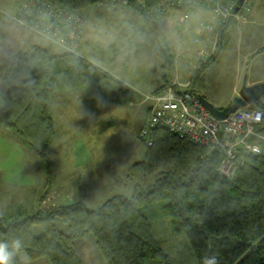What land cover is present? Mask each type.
<instances>
[{
	"label": "trees",
	"instance_id": "obj_1",
	"mask_svg": "<svg viewBox=\"0 0 264 264\" xmlns=\"http://www.w3.org/2000/svg\"><path fill=\"white\" fill-rule=\"evenodd\" d=\"M49 1L84 17L91 7L102 10L97 6L106 0ZM143 1L149 8L158 0ZM129 4L127 8L102 11L110 20L118 11L139 17L142 9L133 1ZM231 21L232 18L218 27L212 54L197 62L182 91L205 98L207 72L229 43ZM82 48L83 42L78 55L62 51L51 55L49 49L36 45L22 56L12 57L0 73V127L14 131L20 143L39 157L44 171L40 203L46 200L57 179L56 164L47 152L55 137L51 94L83 88L91 104L103 108L132 100L136 93L107 68L82 54ZM98 49L102 59L106 58V50ZM154 53L163 68L173 67V49L166 42L157 44ZM87 54L94 55L93 48ZM170 86L180 89L172 79L162 76L161 84L150 93ZM234 102L239 107L244 105L241 99ZM148 118L149 109L137 136L144 148L143 158L128 167L125 180L115 179L118 186L125 181L133 183L130 198L117 194L94 210L82 202H73L39 208L24 216L19 209L11 208L9 213H0V241L20 238L22 252L30 260L46 258L50 264H82L74 243L92 235L106 264H147V260L182 264L160 248L152 236L149 219L141 212L159 204L161 218L171 235L186 237L198 264H205L208 257H215L217 264H264V140L253 141L259 153L241 150L235 173L226 177L218 171L223 159L219 149L209 151L163 128L148 131V145L140 136ZM57 218L68 224L69 234L56 226ZM35 226L41 228L39 235L33 234ZM12 264H23L19 254L13 257Z\"/></svg>",
	"mask_w": 264,
	"mask_h": 264
},
{
	"label": "rangeland",
	"instance_id": "obj_2",
	"mask_svg": "<svg viewBox=\"0 0 264 264\" xmlns=\"http://www.w3.org/2000/svg\"><path fill=\"white\" fill-rule=\"evenodd\" d=\"M20 1L0 0V49L10 53L7 58L0 59L1 74L12 57L22 56L33 46L49 49L51 55L60 52L56 47L44 46L31 40L22 44L14 41L12 47L8 46L9 36L3 23L6 12L13 13L15 8L17 11ZM95 7L83 13L86 21H110L102 10H96ZM152 31L155 32L156 28ZM189 32L182 33L179 45L166 42L173 49L172 68L162 67L161 59L154 53L157 44L138 49L137 55L143 56L142 61L136 66H127L119 75L107 68L136 92L133 101L127 100L96 109L83 88L51 94V112L55 127L65 112L78 116L77 120H86L88 114L93 119L86 125H75L74 140L64 146H57L62 134L55 129V137L47 150L57 169L56 183L46 197L49 201L40 203V197L44 194V171L39 157L20 143L14 131L0 127V210L9 213L11 208L22 207L24 213L21 215L24 216L32 214L40 207L50 208L52 203L66 205L73 202H82L94 210L114 195L123 194L130 198L133 183L125 181V184L118 186L115 179L125 180L128 167L143 158L144 148L137 136L140 127L146 122L150 105V102L144 100V96L161 84L162 76L167 80L176 78L181 82L190 79L199 60L196 50L204 46L200 41L194 44L195 37H199V34ZM229 36V43L207 72L203 92L205 98L219 108L227 107L236 98L240 99L239 91L243 82L247 86L264 82V51L252 57L264 47V0L253 1L245 20L232 18ZM99 47L85 34L82 54L104 61L106 58L102 59L98 54ZM90 48H93L94 55L87 54ZM59 96L66 100L61 102ZM261 133L264 135V124ZM260 140H264V136ZM141 212L150 221L152 236L170 259L182 264H198L186 237L171 235L167 224L161 218L159 204L143 208ZM55 224L62 232L69 234L70 229L66 222L57 218ZM32 231L34 235H39L41 228L35 226ZM74 249L82 264H106L92 235L76 240ZM19 259L23 264H50L46 258L30 260L24 252L19 253ZM163 261L147 260L146 263L162 264Z\"/></svg>",
	"mask_w": 264,
	"mask_h": 264
},
{
	"label": "built area",
	"instance_id": "obj_3",
	"mask_svg": "<svg viewBox=\"0 0 264 264\" xmlns=\"http://www.w3.org/2000/svg\"><path fill=\"white\" fill-rule=\"evenodd\" d=\"M130 1L142 9L139 17H147L149 12L179 11L183 13L184 5L189 2V0H158L156 5L147 8L143 0H106L98 6L107 10L115 7L127 8ZM253 1L243 0L242 5L234 13L238 0H197L200 5L212 13L217 27L230 18L245 20V15L251 9ZM40 13L46 14L53 22V30L57 28L63 30L62 22L72 18L74 39L69 38L67 43L72 44L76 51L69 48H56L62 52L80 54L85 31H82L78 25L85 22V18L62 9L49 0H22L15 16L30 19ZM204 28L210 30L212 27L205 24ZM198 53L200 57H205L203 51ZM174 84L180 89L177 90L170 86L160 92L148 93L144 96V100L150 102L149 118L140 136L146 139L148 145L151 144L147 139L148 131L151 128H163L209 151L219 149L223 154V159L218 166V171L226 177H231L235 173L238 166V154L241 150L260 152L259 146L253 141L263 138L257 127L264 120V95L258 100L257 105L245 103L225 119L218 120L203 106L199 96L182 91L184 87L177 83ZM257 148L259 150H256Z\"/></svg>",
	"mask_w": 264,
	"mask_h": 264
},
{
	"label": "clouds",
	"instance_id": "obj_4",
	"mask_svg": "<svg viewBox=\"0 0 264 264\" xmlns=\"http://www.w3.org/2000/svg\"><path fill=\"white\" fill-rule=\"evenodd\" d=\"M207 15L206 9L197 0H189L179 16L172 13L149 12L147 17H135L121 11L115 13L108 22L85 21L78 27L86 32L89 39L106 50V60L91 58L93 63L119 75L127 66H136L142 61L143 56L137 55L138 49L165 42L170 45H179L182 33L187 31L199 33L203 30ZM62 24L63 30L60 28L53 30V22L44 13L25 19L6 12L3 27L9 36V47L13 46L14 41L22 44L31 40L44 46L52 45L76 51L72 44L67 43L69 38L74 39L72 18H68ZM154 27L155 32L152 31ZM9 55L10 53L0 49V59L7 58ZM22 249L23 241L20 238L0 241V264H12L13 257L21 253ZM205 264H217L216 258H206Z\"/></svg>",
	"mask_w": 264,
	"mask_h": 264
},
{
	"label": "crops",
	"instance_id": "obj_5",
	"mask_svg": "<svg viewBox=\"0 0 264 264\" xmlns=\"http://www.w3.org/2000/svg\"><path fill=\"white\" fill-rule=\"evenodd\" d=\"M19 6V5H18ZM97 7H99V6H97ZM100 8V7H99ZM102 10H105V11H111V9L110 10H107V9H103V8H101ZM16 11V8H15V10H14V12ZM209 14L206 16V18H205V22H207V23H210L209 25L212 27L210 30H207L206 28H203V30H202V32L200 31L199 33H192V31H190L192 34H199V37H195L196 38V40H194V44H196V43H198L199 41L202 43V45L204 46L203 48H198L197 50H196V54H197V56L199 57V60L198 61H200L201 59V61H204L205 60V58H206V56L207 55H210L212 52H213V50H214V47H215V40H216V38H217V31H218V27H217V25L214 23V21H213V16H212V13L209 11V10H206ZM13 12V13H14ZM118 12H120V11H118ZM126 13H129L130 14V12L129 11H125ZM170 13H172V14H178V13H180V14H182V12H175V11H172V12H170ZM234 19V18H233ZM236 19V18H235ZM188 32V31H187ZM189 32V33H190ZM85 34H86V32H85ZM85 34H84V36H85ZM84 36H83V42H84ZM214 41V42H213ZM200 43V44H201ZM262 48H264V47H262ZM261 49V48H260ZM204 52L203 54H205L204 56V58H202V57H200V55H199V53L198 52ZM263 51H264V49H263ZM262 51V52H263ZM262 52H260L259 54H261ZM210 53V54H209ZM255 54V53H254ZM255 57V56H254ZM197 65V64H196ZM196 68V67H195ZM117 78V77H116ZM120 80V79H119ZM121 81V80H120ZM123 82V81H122ZM172 82H174V83H177V84H179V85H181V87H185L187 84H188V82H189V80L187 81V82H181V81H178L176 78H173L172 79ZM124 83V82H123ZM124 84H126L128 87H130V85H128L127 83H124ZM131 88V87H130ZM80 89V88H79ZM79 89H74V90H79ZM132 89V88H131ZM133 90V89H132ZM69 91H73V90H69ZM85 91V90H84ZM151 92V91H150ZM86 93V92H85ZM79 94H81V93H79ZM78 95V94H77ZM73 99V98H72ZM59 100L61 101V102H64V100H66L64 97H60L59 96ZM208 100V99H207ZM128 101H133V100H128ZM209 101V100H208ZM209 102H211V101H209ZM91 103V102H90ZM244 103V102H243ZM214 106H216V104L213 102L212 103ZM230 104H232V103H230ZM245 104V103H244ZM217 107V106H216ZM96 108V107H95ZM219 108V107H218ZM97 109V108H96ZM98 109H100V108H98ZM86 117H87V119L85 120V119H81V120H77L78 119V116H71V115H68V112H65L64 113V115H63V117H62V119L59 121V122H57L56 123V127H55V129L57 128L58 129V133L60 134H62V137L61 138H59V140H58V142H57V146H64V145H66V144H68V143H70V141L71 140H74V136H73V129H74V126L75 125H79L80 123L81 124H83V125H86V124H88V121H91L92 119H93V116H92V118H89V117H91V114H88V115H86ZM79 121V122H78ZM144 124V123H143ZM263 124H264V120H263V122L261 123V125L260 126H258L257 127V129L259 130V132L261 133V131H262V129H263ZM141 128V127H140ZM261 135L262 136H264L262 133H261ZM78 141V140H77ZM77 141H75V142H77ZM53 142V141H52ZM52 144V143H51ZM51 146V145H50ZM49 146V147H50ZM54 151V150H53ZM1 155V154H0ZM49 155V154H48ZM87 155H84V157H86ZM47 201H49L48 200V198L46 199ZM52 203V202H51ZM52 206H54V204L52 203ZM41 208V207H40ZM19 210H20V212H21V214L22 213H24V208H22V207H20V208H18ZM0 213L1 214H5V212H2L1 210H0ZM23 216V215H22ZM78 255V254H77ZM80 258V257H79Z\"/></svg>",
	"mask_w": 264,
	"mask_h": 264
},
{
	"label": "water",
	"instance_id": "obj_6",
	"mask_svg": "<svg viewBox=\"0 0 264 264\" xmlns=\"http://www.w3.org/2000/svg\"><path fill=\"white\" fill-rule=\"evenodd\" d=\"M243 0H238L237 8L234 10V13L237 12L239 6H241ZM264 95V82L253 84L247 86L245 82H243L239 96L242 102L252 105H257L258 100ZM201 102L203 106L208 109V111L218 120L225 119L229 114L233 113L236 109H238L239 104L234 102L228 105L225 108H218L214 106L211 102H209L206 98H201Z\"/></svg>",
	"mask_w": 264,
	"mask_h": 264
}]
</instances>
